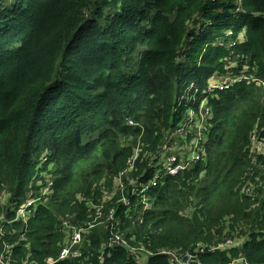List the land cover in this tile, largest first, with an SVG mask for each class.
<instances>
[{
  "label": "trees",
  "instance_id": "1",
  "mask_svg": "<svg viewBox=\"0 0 264 264\" xmlns=\"http://www.w3.org/2000/svg\"><path fill=\"white\" fill-rule=\"evenodd\" d=\"M229 57L238 62L232 71L251 80L213 93L204 158L158 178L143 223L118 205L129 247L110 246L111 232L103 239L95 228L84 234L79 261L58 264H137L140 252L147 264H183L201 246L208 247L202 263L229 264L240 249L212 247L239 230L250 239L241 249L246 260L264 264V234L255 233L264 230V156L254 159L250 145L254 126L264 123V0H0V195L11 193L18 209L45 173L54 183L51 200L27 224L7 226L0 254L14 247L6 264L57 258L62 219L74 216L82 227L95 217L76 196L94 203L128 167L135 149L123 141L138 134L156 149L186 116L185 90L206 89L228 71ZM140 161L135 175L147 167ZM153 176L148 170L145 181ZM6 215L16 217L13 209Z\"/></svg>",
  "mask_w": 264,
  "mask_h": 264
},
{
  "label": "built area",
  "instance_id": "2",
  "mask_svg": "<svg viewBox=\"0 0 264 264\" xmlns=\"http://www.w3.org/2000/svg\"><path fill=\"white\" fill-rule=\"evenodd\" d=\"M240 73H244L242 76H234L231 77L229 75H218L216 77H212L208 81V86L207 88L200 89L196 87L194 84H192L189 88L185 90V92L182 94V97L180 98L179 106L182 105V103L185 101V106L187 108V113L186 116L183 119L184 124H178L174 130H177L173 135L169 137V140H172L175 138L177 135L180 138H185V139H194L195 142L197 143L199 140L203 143V147L206 143V138H205V133L207 132L209 128L208 120L210 118V113L212 112L211 108L206 104L208 96L213 94L215 91H225L233 87L235 84L240 83L245 80H251L250 77H248L245 73V71H240ZM205 89V90H204ZM196 111H199L198 113ZM193 114V115H192ZM200 115V117L196 120H201L202 121H207L206 125H202L201 128L196 125V127H192L191 124L194 121L193 118L195 115ZM196 122V121H195ZM129 125L132 127H139L137 122L133 120L128 121ZM181 123V122H180ZM198 128V129H197ZM197 136L199 138H197ZM167 143H165V146L167 148ZM169 145V144H168ZM160 146V145H159ZM158 146V147H159ZM165 146H162L164 149ZM156 158L158 155H161V152H156ZM201 153L200 150H198V147H191L190 151V158L189 159H182L180 157H162V167L165 171V173L160 174L159 172H155L156 166L152 165L153 159L149 163V168L154 170V176L149 182H152L151 185L146 186L143 191L145 193L149 190V188L152 185H155L158 178L161 175H172L176 176L178 175L181 171H184L186 168H189L192 166L193 163L199 161L201 159ZM165 160V161H164ZM136 161L137 158L136 156L130 159L128 167H126L123 171L119 173L118 181L116 183V193L119 195V199L116 201V204L110 208L109 212L105 211L104 207L100 205L99 203L94 204L92 201H90V205L92 206L93 213H95L94 220L92 222H88L85 226L78 227L69 222L68 219H62L61 221V230L62 234L66 237L64 241V246L57 258H48L44 263H37L35 260L31 258V255L28 257L27 264H58L62 261L66 260H71V259H76V258H81L82 253L79 251L78 247L83 244L84 242V234H89L92 229H94L96 226L101 225V218L103 216L107 217V222L108 226L107 229L111 232L110 234V242L108 244L110 246L118 245L119 247H129V241H127L126 237L120 233V227H121V222L122 219L118 215V205L123 204L127 206L126 212L129 210H132V202L131 198L136 197V195L139 194V186L140 184L143 185V179L147 173H143L140 177L138 175H134V177L130 178L132 176V173L134 171H138L136 167ZM38 182L37 187H40L39 189V194H47L48 196L51 195L52 193V187H53V179L48 176L47 179L45 180V183L42 181H36ZM118 189V190H117ZM106 190L109 189H104L103 191L105 192ZM28 193H30L29 198L33 200L29 206H31L29 214L26 213V210L29 209L26 206H20L18 209V212L16 211V217L14 220H6L1 221L0 224V233L2 234L1 238L5 235L7 231V226L9 225L10 227H13L14 223L22 221L23 224H27L28 220L34 216L36 211L38 210V207L41 205H44L47 200H41L39 204L34 203V193H33V187H30ZM264 196V195H263ZM146 208L144 207V210ZM89 217H92L89 215ZM14 233V231H13ZM260 234H264V230L260 231ZM25 235L26 233H22L19 238V242H24L25 241ZM250 240L249 236H241L237 234L236 236H233L232 238H228L224 243L219 244L218 246H213L212 249L214 250L215 248L221 249V250H230V249H240V253L238 257L233 258L229 264H250L246 258L245 254L241 249L244 247L245 241ZM207 246H201L197 249L196 253H186L185 257H187L188 260L185 262H182L184 260H181L177 254L176 251H162V255H168L170 256L173 261L177 263H183V264H204L200 261L199 255L205 253ZM76 249L77 251H75ZM188 255H191V258H188ZM9 253L7 250H2V253L0 254V264H6V259H8ZM184 257V259H185Z\"/></svg>",
  "mask_w": 264,
  "mask_h": 264
},
{
  "label": "rangeland",
  "instance_id": "3",
  "mask_svg": "<svg viewBox=\"0 0 264 264\" xmlns=\"http://www.w3.org/2000/svg\"><path fill=\"white\" fill-rule=\"evenodd\" d=\"M239 37H240V39L243 40L245 36H244V34H241ZM180 61H185V60H180ZM223 61L225 62L226 65L225 64L224 65H225V67H226V69L228 71L226 73H221L222 75H229L231 77H234V76H242L244 74V73H240L239 74L238 72L234 73L232 71L233 68L234 69L237 68L238 62H237L236 59H233V58L229 57V58H227L226 60H223ZM251 83H253V82H251ZM259 85H262V82L261 83L256 82L255 86H259ZM215 95L216 94H213V95L210 94L208 96L207 103H206L207 105L209 104V102L211 103V100L216 97ZM210 96H211V98H209ZM208 106H210L211 110L213 109L212 104L211 105L209 104ZM196 112L198 113L199 111H196ZM199 117H200V115H198V114L194 116V118H193L194 121L191 124L192 127L195 128L196 125H197V126H199L201 128L202 125H206L207 124V121H202V119L201 120H196ZM213 118H214V109H213V112L210 113V118L208 120L209 129H210L211 126H213L212 123H211ZM179 124H184L183 123V119H182L181 123H179ZM168 131L169 130L166 131V133H168V134L163 133L164 136L163 135L161 136L162 138L159 140V143L157 145V146H159V145L160 146L157 147L156 149H153V150H148L149 149V145H150V144H148L149 142H147L145 139L142 140L138 134L136 136H134L133 138L129 137L127 140L123 141V145L124 146H132V145L134 146L135 151H134V156L133 157L136 156L137 161L141 159L140 162L143 163L142 160L144 159V162L146 163L147 167L145 168L144 171H143V169L145 167V164L139 165L140 167L142 165H144V167H142V169H141V171H143V172L140 171V173L137 174L138 177H140L146 171L151 170L149 168V163L153 159H155V160H153L152 165L157 167V168H155V172L157 171L160 174L165 173V171H164V169L162 167V160H161L162 157H165V158H168V157L172 158L173 157L174 158V156H175V157H180L183 160L184 159H189L190 158L191 147H193V146L194 147H198V150H200L202 158H204L203 157V153L206 151V149L203 147V143L200 140L196 143L194 139H188L187 140L185 138H180L178 135L175 138H173L172 140H169V137L171 135H173L177 130H174V128H172V130L170 132H168ZM197 138H199V137L197 136ZM250 138H251L250 139V145H252L251 152L254 154V157H255L254 159H257V155H263L264 156V123L262 125H260L258 123V124H256L254 126L253 130L250 133ZM165 143H167L166 144L167 148L165 146ZM162 146H165L164 149L162 148ZM159 151L161 152L162 156L158 155V157L156 158L155 154H156V152H159ZM139 166H138V170L140 168ZM40 167H42V164H41ZM136 173L137 172L135 171V174ZM135 174L132 173V176H130V178L134 177ZM47 177H48V174L45 173L44 179L46 180ZM162 178H165V176L161 175L159 177V179H162ZM45 180L44 181L43 180H39V181H42L43 183H45ZM143 180H144L143 181V185L140 184V186H139V194L136 195V197H135L136 201L134 202V204H136V206L132 210H129L128 212L125 211L126 219H128V220H130L132 222V219L136 218V224L133 221V224H135V225L143 223L144 207L148 210V209L151 208V206H153V199L149 196V194L147 192L145 193V191H143V189H145L146 186H149V185L152 184V182H149V180H151V178L148 181H145V178ZM36 184H38V183H35L33 185V193H34V197H35L34 198L35 199L34 203L35 204H39L41 202V200H47V203H48L51 200V196L54 194V191H52L50 197L47 194L46 195L45 194L41 195V194H39L40 187H37ZM105 184L107 185V187L105 189H110V190H106L105 192L103 191V194L101 196H99L98 198L96 197V201H94V203L96 202V203H99L100 205H102L105 208V210L107 211V213H108L110 208L113 207L116 204V201H114V199L117 197V193H116V188L114 187L112 189V185L110 186V184H108L107 181L105 182ZM112 184H113V182H112ZM100 185H101L100 183H99V186H98V184H95L94 185V189L95 190L99 189ZM152 186H155V185H152ZM102 188H101V190H102ZM29 195H30V193H27L26 196L23 198V202H22L23 203V205H22L23 207L26 206V205H27V208L29 207V209L26 210V213H28V214H29L30 209H31V206H29V204L33 201V200H31L29 198ZM75 201L77 203H82L84 205V207H85L84 203H86V205L88 207L92 208V206L90 205V201H85V198L83 196H81V195L78 196V199H77V196H76ZM132 204H133V202H132ZM11 209H13L14 213H16V211L18 212L19 209H17V202L15 200L13 201V196H12L11 193H9L7 191L3 192L0 195V224H1V221L3 222L7 218V215H6L7 210H11ZM81 211L78 210L79 213H81ZM190 211H191V209L189 208L188 211H185L184 213L190 214L189 213ZM135 214H136V216H135ZM123 215H124V211H123ZM64 219L66 220V218H64ZM74 219H75L74 216H72V218L70 216L68 220H69V222L71 224H73L71 222V220H74ZM138 222H140V223H138ZM121 224H123V221L121 222ZM108 225H110V224H108L107 217H106V214H105V216H103L101 218V225H98V226L95 227L96 229H98V231L100 233V236L103 239H104L105 235L109 232V230L106 227ZM135 225H133V226H135ZM94 229H92L90 231V233ZM132 229H133V227L131 229H127V230L130 232ZM120 230H121V227H120ZM261 230H262V228L259 229V228L256 227L255 228L256 235H258V234L260 235V231ZM238 232H239V234H243L244 231L241 232L239 230ZM120 233H122L123 235H128V232L126 230H124V231L121 230ZM1 236H2V234L0 233V238H1ZM218 242H220V241H218ZM218 242H216V243H218ZM13 247H14V245H10V244H8V245H6L4 247V250H7V252L9 253V256H11V254L13 252ZM74 250L77 251L76 249H74ZM214 250L218 251L217 248H215ZM165 251H170V250H165ZM1 253H2V251H1ZM227 254H228V252H227ZM28 255H29V253H28ZM139 256H141L142 259L138 258L137 264H147L146 258L148 256L145 253H143V252H140ZM228 257H229V255H228ZM188 258H191V255H188ZM79 259H81V258L79 257V258H76L75 260L79 261ZM25 261H26V259L24 260V262ZM81 263L84 264L85 261L82 260ZM191 264H194V263H191ZM218 264H222V263H218Z\"/></svg>",
  "mask_w": 264,
  "mask_h": 264
}]
</instances>
